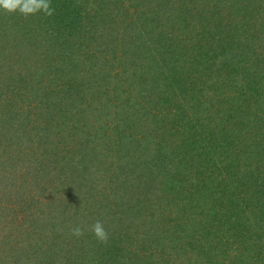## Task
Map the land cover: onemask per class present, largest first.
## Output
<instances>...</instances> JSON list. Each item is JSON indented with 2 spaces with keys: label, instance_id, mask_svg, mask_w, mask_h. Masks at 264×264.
Segmentation results:
<instances>
[{
  "label": "rangeland",
  "instance_id": "1",
  "mask_svg": "<svg viewBox=\"0 0 264 264\" xmlns=\"http://www.w3.org/2000/svg\"><path fill=\"white\" fill-rule=\"evenodd\" d=\"M208 1L207 4V0H192L189 3L183 0L188 9H185L182 19L191 21L192 31L197 34L196 44L185 43L182 39L179 43L176 39V43L191 53L197 52L187 48L188 45L201 46L203 52L210 50L209 57L215 55L219 58L221 66L209 63L210 60L205 58L208 73L193 74L195 79L187 83L205 90L199 96L201 101L208 95L213 99L198 115L176 91L178 107L174 114L162 121L163 125L164 122L167 123L163 127L165 148L161 149L163 152L160 158L164 164L159 162L156 172L143 168L138 177V171L133 170L122 177L115 171L112 173L114 177L119 175L117 178L122 183L130 204L132 205L133 199L134 205H137L136 211L132 213L135 214L133 218L126 220L124 215L120 216L118 213L119 209L115 208V200L110 195H105L107 186L104 185L109 180L99 179L95 175L98 177L99 191L101 190L96 191V194H101L97 203L94 195L88 196L86 193L91 185L87 181L90 177L80 180L79 184L71 174L79 173L89 165H96L104 170L130 168L129 154L132 149L122 151L119 147L120 152L116 155L112 150V147L115 149L117 146L114 143L119 141V132L114 127L119 125L120 112L124 109L120 104L127 102L129 105V101L134 98L137 100L140 108L135 110V114L140 120L129 121L126 128L131 131L137 129L134 133L141 135L146 127L141 110L145 108L149 112L153 98L149 99L145 90L146 97L141 96L136 85L128 83V86L124 82L126 76L123 75L126 69H121L120 65L114 66L112 70L114 76L108 82L110 86L104 91L99 87V92L96 93L87 91L85 83L81 82L85 79L82 75L72 76L74 78L70 79V74L67 76V72L60 71V76L55 77L53 66L58 64V58L47 51L48 46L41 40L42 36H39V32L40 35L46 34L45 30L52 27L44 28L37 23H34V27L24 26L23 22L27 17L29 20L31 15L44 13L42 0H5V3L14 6L11 10L0 5V27L4 23L8 25V29L6 26L4 30L3 26L0 32L5 37H0V58L6 60L0 67V115L6 124L12 121L13 124L18 123L20 116L29 122L24 126L14 125L12 133L9 132L8 137L15 140L14 146H6L7 141L3 142L5 148L0 146V215L6 212V205L11 210V218L15 217L13 210L15 212V209L22 206L26 207L28 213L31 212V226L35 227L29 226L25 235L24 231L20 233L17 228L13 231L12 240L16 243L18 253L22 240L31 241L32 246L28 247L33 255L23 253L24 259L35 257L39 264H95L96 261L108 259L107 255L113 247L114 264H264V85L259 84V88H263L261 96L244 87L240 74L236 76L232 71H227L229 68L237 69V64L227 67L229 56L237 63L246 60L243 53L236 50L237 46L253 47L252 51L255 53L264 52V0H231L217 11L209 8L211 0ZM198 2H201L202 7L199 8ZM203 8L205 11L202 12L200 9ZM109 9L115 7L110 5ZM218 27L221 31L216 35L214 29ZM22 29L31 36L20 38ZM227 37L231 43L224 42ZM212 39L217 42L212 44ZM20 44L21 48L18 47ZM79 52L76 61H84L89 60L84 56L85 52L91 54L96 53V50L92 48L91 51H86L81 48ZM191 53L181 54V65H189ZM43 63L46 64L45 68L53 69L49 74ZM58 66L60 68L59 64ZM80 71L88 72L85 68ZM259 71L262 72V66ZM4 76L6 81L2 80ZM117 88L115 96V91L111 90ZM39 94L52 100L49 113L42 109L44 99ZM22 103L24 109L18 107ZM27 109L31 111L27 113ZM127 111L131 114L130 108ZM93 115L99 118L97 123L87 120L88 116ZM197 117L199 118L196 119ZM49 119L52 127L68 128L66 133L71 136L70 145L67 144L66 147L70 153L71 145L75 144L73 142L81 144L85 140L88 144H84L83 148L77 145L71 157L70 153L64 157L60 146L59 150L49 149L50 153L42 149L39 151L38 142L35 141L38 135H35L36 129L32 127ZM20 122L23 125L22 119ZM103 152H107L110 157ZM4 153L5 159L1 158ZM215 156V162L207 161ZM52 164H56L59 169L50 171ZM37 168L40 170L38 173ZM4 169L9 173H4ZM163 169L171 171L172 175L167 177L169 179H174L178 173L179 186L172 197L168 195L172 198L169 199L170 203L164 200L162 204L165 207L166 222L171 227L173 224L177 227L173 228V232L169 228L168 233L171 235L168 240L166 237L162 238L161 242L154 227L138 223L137 213L139 217L140 214H143L142 218L148 217L145 213H150L149 210L144 211L145 195L149 191L155 192V195L160 194L155 190L153 180L154 177H160L157 173ZM111 184H115V181L112 180ZM136 189L143 193V201L140 203L137 201L141 196L134 198L136 192L132 190ZM120 193L122 192L119 190L116 194ZM42 208H45V212L41 211ZM22 216L20 214L19 217ZM98 221L107 232L106 241L98 240L92 231V226ZM181 224L188 227L190 234L179 238L176 233L184 232L180 228ZM76 227L81 230L79 236L73 234ZM132 229L140 232L135 241L124 242L120 238H110L113 232L117 235L118 230ZM163 230L167 229L163 226ZM33 232L38 235L32 241V236L35 235ZM2 236L1 232L0 238ZM8 249V244L0 243V264L5 260L3 250L7 252ZM129 250L132 253H128ZM146 251H150V254L147 255ZM140 252L147 256L144 260L139 256ZM101 254L105 257L99 259Z\"/></svg>",
  "mask_w": 264,
  "mask_h": 264
},
{
  "label": "trees",
  "instance_id": "2",
  "mask_svg": "<svg viewBox=\"0 0 264 264\" xmlns=\"http://www.w3.org/2000/svg\"><path fill=\"white\" fill-rule=\"evenodd\" d=\"M188 1L192 2V0H185V3H189ZM228 1L231 2V0H211L209 3V8L214 9V11L219 9L221 10L223 4H226ZM254 1L255 0H253V2ZM208 2L209 1L207 0V4ZM185 3L183 0H49L48 5L51 8L50 13L45 8L44 13L41 15H31L29 20L28 17L23 20V22H25L24 26L34 27V23H37L41 27L44 26V28L52 27L51 29L45 30L46 34L40 35L39 32V36L40 38L42 36L41 40L44 41L46 46H48L47 51L52 53V55H56V58H58L57 61L60 65V68L57 63L53 66L54 71H56L55 77L58 78L60 76V71L62 73H64V71L67 72V76L70 74V79L74 78L72 76L82 75L85 77V79L81 80V82L85 83L84 87L88 88L87 91L96 93V91L99 92V87L102 88L101 91H104L110 86L108 82L110 78L114 76L112 70L114 69V66L120 65L121 69H126L124 71L125 74H123L124 72L122 73L126 76L124 82H126L128 86V83L136 85V89L139 94H141V96L146 97L147 93L150 96L148 97L149 99L153 98L152 106L149 107L150 111L147 112L145 108H142L141 110V117L144 119L146 125L141 135L134 133L137 131V129H135V131H131L130 129L126 128V125L129 121L140 120L135 114V110L140 108L137 100L134 98L133 100L129 101L128 104L130 106L127 105V102L123 105L120 104L121 101L119 103L122 109L124 108L126 111L123 109L120 112L119 125L114 127V129L119 132V141L114 143V145L117 146L115 149L112 147V150L114 155H116L120 152L119 147L122 148V151L128 148L130 151L132 149V152L129 154L130 168L127 167V169H125L122 167H115L112 170H104L99 166L89 165L84 167L79 173L75 172L73 175L71 174L73 179L76 178V182L79 184L80 180L83 181L88 176L90 177V180L87 181H89L91 185L88 186L86 193L87 195L89 194L88 196L94 195L97 203V199L101 195L100 193L96 194V191H101H99L98 177L99 179L103 178V180H109V183L104 185L107 186L105 189V195H110L111 199L115 200V208L119 209L118 213L121 214L120 216L124 215L123 217L125 220L127 218H133L135 214L132 213L136 211L135 207H137V205H134L133 199L128 197L133 202L132 205L130 204L127 197H125L126 192L123 190L122 183L117 177H119V175L122 177V175L129 173V170H133L134 172L138 171L136 174L138 177L141 174L140 171L143 168H147L156 172L157 164L162 162L160 160L161 154L163 152L161 149L163 150L165 148V143L163 144V137L165 133L163 127L167 126V123L164 122L163 125V118L165 120L166 118H169L171 114H174V111L178 107L176 96L177 93L175 94V92L178 91V94L180 93V95L184 97L190 108L195 109L198 115L203 112V107H207L208 104L210 105V100L213 99L212 96L208 95L203 97L204 100L201 101L199 96L202 95V92L204 93L205 90H200V88L196 85L192 87L193 83L187 84L189 80L195 79V75L193 76V74H200V72L208 73L209 67L207 61L204 60L205 58L210 60L208 61L209 63H214L216 66H221V63L218 60L219 58L215 55L209 57L210 50L203 52L200 49L201 46H187V48H190V50H193L197 53H191L188 51V49H185V47L177 46L181 41L180 39L183 41L185 40V43L196 44L197 34L196 32L192 31L193 25H190L191 21L189 22L184 18L182 19V17L185 15V9H188ZM198 4L199 8L202 7L201 2H198ZM110 5L113 8L115 7V9H109ZM256 5L260 6V4L257 3ZM119 8H121V11L118 12ZM239 9L241 10V8ZM200 10H202V12L205 11L204 8ZM22 19L23 18H21V20ZM3 26L0 27V32L2 31V27L5 30L7 26L8 29V25L5 23ZM217 29H214L216 35L221 31L219 30V27ZM175 33L177 34L175 35ZM26 35L31 36L28 32L25 33L24 29H22L19 33L20 38L25 39ZM1 36H3L2 33H0V37ZM3 38L5 37L3 36ZM215 38L219 39V37ZM222 38L224 39V36H222ZM16 39L19 38L16 37ZM176 39L178 40V43H176ZM227 41H230V43L232 42L228 39V37L224 42ZM212 42V44H215L217 41L212 39ZM21 44L18 45L19 48L22 47ZM81 48H84L86 51H91L92 48H95L96 53L89 54L85 52L84 56L88 57L89 60L85 59L84 61H76L77 59L75 58H77L79 55ZM119 48V52H121V54L118 52ZM237 48L238 49L236 50L240 51V53H243L246 60L244 62L242 60L241 62L237 63L229 56L227 67L229 65L232 66V64H237V69L234 67L235 69L229 68L227 71H232V73L236 74V76L240 74L242 78L241 82L242 84L244 83L243 85H245L244 87H246V89L253 90L252 92H257L262 96L263 88L260 89L259 84L263 83L264 85V52L255 53L252 51V49H254L253 47L237 46ZM222 50L219 49V51L223 53L224 50ZM190 53V62L186 68L185 66L181 65V54L189 55ZM230 53L232 55V51ZM228 55L230 54L228 53ZM5 62V58H0V67L1 65H4ZM128 64H131L132 66ZM244 64H247L246 67H244ZM44 65L46 64L43 63V67L45 68ZM260 66H262V72L259 71ZM83 68H85V70L88 72L83 71L81 73L80 69ZM45 70L49 74L50 70L53 69L45 68ZM127 72L129 73L126 74ZM186 72L187 74L185 75L184 73ZM217 76H219L218 73ZM5 79L6 76L2 78L3 81H6ZM53 81L54 80H52V82ZM69 83L71 84V82ZM95 83H97V85ZM132 87L134 88V86ZM117 90L118 88L111 90L113 92L115 91V96H117ZM40 95L41 94H39V96ZM261 96L259 95V97ZM34 97H38V95H34ZM40 98L44 99V102L42 103V109L44 112L49 113V106L51 105L52 100L44 95L40 96ZM18 107L20 109H24L23 103L18 105ZM127 108H130L131 114H128L129 112L127 111ZM30 111L31 110L27 109V113ZM19 118L20 120L22 119L23 125L19 119L18 123L16 124H13V121L10 124L9 122L6 124V121L0 115V146L2 149L5 148L3 145L4 141H7L6 146L15 145V140L8 137L9 132L11 131L12 133L14 125L24 126L25 124L29 123L25 121V117L20 116ZM198 118L199 117L196 119ZM27 120L29 121V118ZM87 120H89L91 123H97L99 118L96 117V115H93L88 116ZM32 128L36 129L35 135H38L35 141L38 142L39 151L42 149V151L47 150L46 152H49V149L54 148L59 150L60 146L63 150V156H68L70 152L68 151L66 145H70L69 139L71 136L66 133L68 128L58 129L59 127H52L50 119L49 121L45 120L43 124L41 123V125ZM71 130L73 131V129ZM132 134L135 136H132ZM114 135L117 136V133L114 132ZM26 140L29 139L27 138ZM73 143L75 144L71 145L72 151L70 153V157L73 153H75L77 145L78 147L83 148L84 144H88V142L85 140L82 141L83 145L82 143ZM29 153L31 154V152ZM103 154L108 158L110 157L107 152H103ZM4 155L5 153L1 158L5 159ZM6 156L8 157V155ZM32 156L34 157L35 153L32 154ZM216 159L217 156H215V158L208 159L207 161L215 162ZM162 163L164 164V162ZM51 166L52 168H50V171L59 169L56 164H52ZM164 166L167 167V164ZM38 171L40 170L37 168L36 172L38 173ZM114 171L119 173L117 177L112 176ZM168 171L169 170L166 169L160 170V172L157 173L160 175V177H154L153 182L156 184H154V187L156 188L155 190L160 194L155 195V192L152 193L149 191V193H146L145 195L144 201L146 202V206L144 211L146 209L149 210L150 213H148V211L145 213L146 216L148 215V217L142 218L143 214H140L141 217H139V214L137 213L139 218L138 223H143L147 224L146 226L150 225L154 227L155 230H157L156 234L161 238V242H163L162 238L166 237L168 240L169 236L171 235L168 233L169 228L170 231L173 232V228L177 227L176 224H173L172 227L168 225L165 220L167 217L164 213L165 207L164 205L162 206L164 200L170 203L169 199L172 197V193L179 186V181L177 180L179 178L177 171V174H175L176 177L174 179H172V177L171 179L167 178L168 175H172L170 174L171 171ZM4 173L9 172L4 169ZM161 177L164 179L162 180ZM112 180L115 181V184L110 185ZM119 190L122 193L118 195L116 193ZM132 191L136 192L134 198L141 196L139 197V201H137L138 203L143 201V193H141L142 190L136 189ZM68 202H70V200L67 201V203ZM8 207L9 206L6 205L4 207L6 212H3L0 215V234L2 232L4 235L2 238H0V243H6L10 248L7 252L6 250H3V252H5L4 256L2 254L5 259L3 260V264H39L35 257H32L29 260L23 258V253H26V255H33V252L30 251V247L32 246L31 241H27V239L22 240V246L19 250L21 255H19L18 250L15 247L16 243L12 240L14 238L13 231L15 228L20 230V233L24 231L23 235H25V231H27L29 226L33 224L31 223L32 219L29 216V213L31 212L28 213V211H26V207L22 206L19 209H15V212L13 210L15 217L11 218L9 216L11 210L10 208L8 209ZM0 209L2 208L0 207ZM42 209L43 210L41 211L45 210V208ZM160 210L162 213H160ZM175 212L176 208H174V216ZM20 214L23 215L22 218L19 217ZM169 215L173 214L169 213ZM38 219H40V216ZM163 226L167 230L164 231ZM248 227L250 228V224H248ZM180 228L184 232L181 234L180 232L176 233L179 234V238H181L183 235L185 236L186 234H190L188 227H185L181 224ZM133 231V229L131 231L118 230V234L115 235V232H113L110 238L111 240L113 237V239L120 238L124 242H132V240L135 241L137 236L140 235L139 231ZM33 233L35 235L32 236V241L33 238L38 235L36 232ZM29 245L30 247H28ZM113 250L114 249L112 247V250H110L111 253L107 255L109 257L108 259L98 262L96 261L97 263L95 262V264H102L103 262L106 264H114L115 259L113 257ZM127 252L132 253L130 250ZM0 253H2V251H0ZM141 253L142 252L139 253V256L144 260L147 256L144 254V252L143 254ZM145 253L149 255L150 251H146ZM102 254L99 256V259L105 257H102ZM34 258L35 261H32ZM120 261L124 262L123 259H120Z\"/></svg>",
  "mask_w": 264,
  "mask_h": 264
},
{
  "label": "clouds",
  "instance_id": "3",
  "mask_svg": "<svg viewBox=\"0 0 264 264\" xmlns=\"http://www.w3.org/2000/svg\"><path fill=\"white\" fill-rule=\"evenodd\" d=\"M42 2L44 3V6L47 9V11L50 13L51 8L48 5V0H42ZM0 5H2L3 7L7 8L9 10L13 9V7H14L11 3H5V0H0ZM29 11H32V10L29 9ZM92 231L98 240H100V241H106L107 240V232L104 230L103 225H101L99 221L96 222L92 226ZM73 234L79 236L81 234L80 228L79 227L74 228Z\"/></svg>",
  "mask_w": 264,
  "mask_h": 264
}]
</instances>
